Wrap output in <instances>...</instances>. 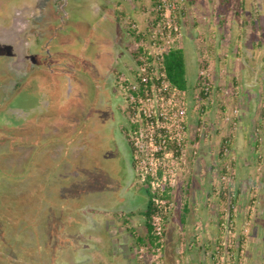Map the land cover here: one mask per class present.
Wrapping results in <instances>:
<instances>
[{"label": "rangeland", "instance_id": "obj_1", "mask_svg": "<svg viewBox=\"0 0 264 264\" xmlns=\"http://www.w3.org/2000/svg\"><path fill=\"white\" fill-rule=\"evenodd\" d=\"M172 3V0H0L1 264H99L100 260H104L101 256L87 257L86 262L81 260L78 255L80 242L86 239L84 242L91 241L92 248H107L104 243L109 235L106 227L99 222L104 214L102 211L116 206L122 191L124 195L127 193L131 186L126 187L129 177L136 186L146 188L149 187L148 182L143 183L136 171L133 148L127 136L129 127L126 136L131 150L132 177L129 170L126 171L123 152L114 147L111 132L106 130L101 119L108 114V108L99 107L94 123V114L89 105L94 99V92L93 89L89 91L84 82L82 88L86 90V97L80 101L75 102V99L61 95L62 83L42 67V58L45 57L43 46L51 37H56L51 47L66 41L71 46L62 44L63 49L67 47L78 53L87 40L89 45L86 46V53L91 56V50L96 52L95 48L103 44L105 52L119 45L121 55L128 59V66H131L135 47L130 41L133 36L128 30H132L134 25L144 28L156 16H175L182 29L186 77L191 94L197 89L196 80L200 69L209 67L211 70L209 99L200 104L202 107L198 105L199 109H195L196 104H193L189 116L196 126L191 133L193 142L198 148L201 142L208 143L216 154L203 160L199 151L194 155V148L190 153L188 138L182 156L165 162L172 164L166 172L165 191H155L158 188L156 183L155 189L151 191L157 195V200H164L163 203L154 204L156 210L163 214L165 243L162 250L156 252V239L152 234L153 243L148 239L135 248L137 261L165 264L168 229L177 203L172 193L173 187L180 180H187L192 172H215L220 187H217V191L212 189L211 196L219 197L220 206L215 208L219 237L213 249L210 247L209 250L211 264H264V174L254 172L257 181L250 174L245 177L247 182L243 185L244 191H239L241 197L237 196L232 208V196L229 193L235 189L238 181L235 172L240 167L234 158V151L233 157L222 160L220 156L225 140H231L233 149V138L237 133L234 116H238V110L235 109V115V110L227 112L228 107L220 100L224 93L219 85L224 84L220 67L223 60L229 58L225 54H234L233 49L229 50L230 45L220 47L221 37L227 40L230 32L223 28L220 30L218 26L222 21L231 23L234 16H260L264 22V0H230L227 9H224L221 0H177L174 7ZM160 5L163 7L159 10ZM101 16H107L106 22L115 26L116 33H108V38L102 36L106 33L105 25L101 29L94 27L99 24ZM130 16H143V19L141 21ZM194 25L196 30L191 29ZM189 37L193 42H189ZM99 42L100 46L97 45ZM128 44L131 49L124 53L122 49ZM257 52H264V49ZM111 56H114L113 53ZM64 58L74 59L70 56ZM70 65L76 66L77 72L85 71L83 65H74L72 62ZM201 110L205 112V123L203 136L199 137L196 129L199 125L197 116ZM79 111L80 115L88 114L94 121L88 128L87 136L79 132L76 126ZM227 117L235 118L234 124L229 123ZM59 120L61 126L57 125ZM221 122L224 123V129L220 126ZM208 123L212 132L205 126ZM259 163L254 164L255 170ZM173 168L175 172L171 176ZM224 169L226 174L230 173L227 177L231 178V185L223 190L221 178L225 175L222 173ZM245 172H249V169ZM194 183L201 185L199 182ZM258 184H262L261 187ZM183 188L187 187L184 185ZM137 199L134 205L142 206L145 198L138 196ZM185 200V197L180 200L181 208ZM203 201L206 205L210 203L202 198ZM201 202L193 203L192 199V214L194 209L202 210L198 208ZM231 212L232 218L226 219ZM197 223L198 220L192 230L195 239L181 244V251L184 248L202 247L204 227ZM140 249L144 250L141 259Z\"/></svg>", "mask_w": 264, "mask_h": 264}, {"label": "crops", "instance_id": "obj_2", "mask_svg": "<svg viewBox=\"0 0 264 264\" xmlns=\"http://www.w3.org/2000/svg\"><path fill=\"white\" fill-rule=\"evenodd\" d=\"M130 17L141 21L143 19V16ZM263 23L260 16L256 18L255 16H234L231 23L230 21H222L218 25L220 30L223 28L231 33V36L230 33L228 37L226 36L227 40L221 37L223 40L220 47L225 48L230 45L229 50L233 49L234 54L233 56L225 54L229 58L223 60V65L220 67V76L223 77L222 82L224 81V84L219 85L224 91L221 95L223 99L220 98V100L226 105V108L228 107L227 112L238 110V118L236 119L237 133L233 138V149L231 150L234 151V158L238 160L240 167V170L235 172L238 178L235 188L241 192L244 191L245 187L243 185L247 182L246 176L250 174L256 177L254 172L264 174V54H262L264 52H257L261 48L264 49V43L262 42L264 36ZM195 26H192L191 29L196 30ZM112 28L114 30L115 26ZM186 29L190 32V29ZM114 33H116L115 30ZM187 39L189 42H193L192 38L190 39L189 37ZM256 39L258 41L255 43ZM227 84L229 85L228 87H226ZM229 106H232V109H229ZM190 118L191 116H189V125L193 131L196 126L195 123L190 121ZM58 124L61 126L62 122L59 120V122L57 121ZM205 126L209 132H212L209 123ZM220 126L223 129L225 127L223 122H221ZM221 127L220 129H222ZM191 135L189 137L190 153L196 147ZM199 148V155L203 160L216 154V151L212 150L211 146L206 142H201ZM259 161L261 163L258 164L257 170H255L254 164ZM248 164L249 166H246ZM248 169L249 172H245ZM200 174L199 172H192L187 180H180L172 189L177 203H175L176 207L168 229L167 245L164 252L165 264H211V258L209 257L211 251L209 250L211 249L210 247L213 249L219 237L217 234L216 219H218V213L216 209L220 206L218 205L219 197H213L211 194L212 189L217 191L219 184L216 180L215 172L213 174L212 172H206V174L200 172ZM130 176H133L131 172ZM257 179L258 177L255 180L257 181ZM194 181L199 182L201 185L199 186ZM132 182L133 179L129 177L126 187L128 185L131 186H129L125 195L124 191H122L117 198L116 206H111L102 211L104 214H102L103 217L99 221L102 224L99 223V225L101 224L107 229L109 238H107L108 240L104 243V246L107 245L108 247L92 248L91 241L84 242L85 239L83 243L80 242L78 255L81 260L86 262L88 260L86 259L87 257L101 256L104 257V260H100L99 264H147L146 262L139 263L137 261L135 248L144 244L149 238L144 216L148 195L144 186H136ZM184 185L187 188L184 189ZM261 185L258 184L259 187ZM138 196L139 198H145L142 206L134 205L135 201H138ZM183 197L186 200L181 208L179 203ZM240 197L241 194H239ZM202 198L210 203L204 204L205 201L201 202ZM192 199L193 203L200 201L201 204L198 208L202 209L201 211L194 209V214L190 210ZM197 220L204 227L203 237H201L202 247H193L187 250L184 248L181 251L179 248L181 244L189 243L195 239L192 230Z\"/></svg>", "mask_w": 264, "mask_h": 264}, {"label": "built area", "instance_id": "obj_3", "mask_svg": "<svg viewBox=\"0 0 264 264\" xmlns=\"http://www.w3.org/2000/svg\"><path fill=\"white\" fill-rule=\"evenodd\" d=\"M172 1L174 7L177 0ZM162 7L160 5L159 10ZM181 30L175 16H156L154 21L149 22L144 28L134 25L132 31L135 32L133 36L135 54L133 53L132 65L128 66L126 72L119 78L129 115L127 136L133 148L136 171L143 183L148 182L151 191L155 189V183L158 186L155 191H165L166 172L172 167V164L168 165L165 162L182 156L186 141L193 132L189 125L191 107L196 104L195 109H199L198 105L207 102L212 89L209 67L200 69L194 94L170 82L165 56L173 50L183 49ZM137 36L138 40L135 39ZM204 114L205 112L201 110L196 129L199 137L204 133ZM234 119L226 118L233 124ZM194 149V155H197L198 146ZM231 151V140L227 139L223 142L220 155L229 158L232 156ZM170 172L171 176H174L175 168ZM221 179L223 190L227 189V186L231 185V178L224 175ZM152 194L155 195L153 203L164 202L162 199H159L161 201L159 202L157 195L154 192ZM226 219H229L228 215ZM163 224V214L155 207L151 226L158 253L165 243ZM143 253L144 250L140 249V259L143 258Z\"/></svg>", "mask_w": 264, "mask_h": 264}, {"label": "flooded vegetation", "instance_id": "obj_4", "mask_svg": "<svg viewBox=\"0 0 264 264\" xmlns=\"http://www.w3.org/2000/svg\"><path fill=\"white\" fill-rule=\"evenodd\" d=\"M106 19L107 16H101L99 24L97 23V25L94 26L96 29L97 27L101 29L102 26L105 25L104 30L106 33L102 34L104 38L109 36L108 33H114L112 25L110 24L111 22H106ZM90 36H88V39H91ZM55 40L56 37H51L43 46V54L45 57L42 58V65H44L42 67L49 70L50 76H55L57 81L62 83L63 92H61V95L65 98L68 97L70 99H75V102L80 101L82 97H86V90L82 88L85 84L89 87V91L93 89L94 92V99L89 103V105L92 108V114H94L93 120L95 122L88 116V114L80 115L79 111L76 125L79 127V132L82 131L83 135L87 136L90 125L93 122L96 123L99 107L102 106L105 108L106 106L108 108V114L102 116L101 119L105 124L106 130L111 132L110 137L112 142L114 141V147L117 148L119 152L121 150L124 154L126 171L129 170V172H132L130 163L131 150L126 136V131L129 127V116L126 110L127 107L124 95L119 85V78L126 72L129 64L128 59L123 54L121 55V46L116 45L115 47L113 46L112 49L110 47L107 52H105V45L97 44L101 46L95 48L96 52L91 50L93 53L89 56L86 53V46L89 45L87 40L85 44L80 47V51L78 53H76L75 50L72 51L70 48L67 49V47L66 49H63L62 44L71 46L66 41L59 42L60 44L56 47H51ZM116 40L117 39H115V41ZM130 41L133 45V40L131 39ZM125 47L126 48L122 49L124 50V53H126L128 49H131L130 44ZM69 50L72 52H69ZM63 51H65V53H63ZM67 52L69 54H67ZM112 53L114 56L110 57ZM64 56H70L74 59H65ZM71 62L74 65H83L85 71L77 72L76 66L70 65ZM76 92H79V94L76 95ZM115 92L117 93V96ZM64 101L67 102L65 99Z\"/></svg>", "mask_w": 264, "mask_h": 264}, {"label": "trees", "instance_id": "obj_5", "mask_svg": "<svg viewBox=\"0 0 264 264\" xmlns=\"http://www.w3.org/2000/svg\"><path fill=\"white\" fill-rule=\"evenodd\" d=\"M154 1L156 2V0H154ZM210 1H213V0H210ZM221 1H222V5H223L224 9H227L230 0H221ZM128 33L131 36H135V32H133L132 30H128ZM135 39L138 40V36ZM133 53L135 54V52H133ZM165 64L167 67V75H168L170 82L180 89L190 90V86L188 85L187 77H186V53H185L184 48L173 50L170 53H168L165 56ZM220 156H221V159L223 160L222 155H220ZM222 173H223V175L225 174L226 176L230 175L229 172H228L229 174H226L227 172L225 171V169ZM145 190H146V193L148 195V202H147L146 211L144 212V216L146 218V227H147V231L149 233L148 239L150 240V242L153 243L151 217L155 213V207H154V203H153V199H154L155 195L152 194L151 189L149 187H146ZM0 194H1V192H0ZM229 194L232 196L231 201L229 200L231 205H232L236 202L235 199H237V196L239 197L240 193H239L238 189L235 188ZM231 196H228V198H231ZM0 201H1V199H0ZM6 207H8V206H6ZM232 216L233 215L231 212V214L229 215V219L232 218ZM2 253H3V249H0V264L3 262Z\"/></svg>", "mask_w": 264, "mask_h": 264}, {"label": "bare ground", "instance_id": "obj_6", "mask_svg": "<svg viewBox=\"0 0 264 264\" xmlns=\"http://www.w3.org/2000/svg\"><path fill=\"white\" fill-rule=\"evenodd\" d=\"M16 17V16H15ZM21 19V18H20ZM18 23V22H17ZM13 27V26H12ZM13 29V28H12ZM17 32V31H16ZM10 33V32H9ZM0 35H1V33H0ZM2 36V35H1ZM13 37V36H12ZM3 38V37H2ZM13 42V41H12ZM9 43V42H8ZM12 44V43H11Z\"/></svg>", "mask_w": 264, "mask_h": 264}]
</instances>
